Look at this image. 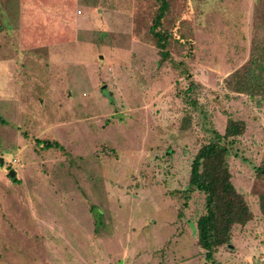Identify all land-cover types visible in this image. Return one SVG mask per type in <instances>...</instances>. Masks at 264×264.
<instances>
[{"label":"rangeland","instance_id":"374dc122","mask_svg":"<svg viewBox=\"0 0 264 264\" xmlns=\"http://www.w3.org/2000/svg\"><path fill=\"white\" fill-rule=\"evenodd\" d=\"M167 1L176 67L148 34L156 0H0V264H209L187 178L228 118L251 220L212 264H264V0Z\"/></svg>","mask_w":264,"mask_h":264},{"label":"trees","instance_id":"16d2710c","mask_svg":"<svg viewBox=\"0 0 264 264\" xmlns=\"http://www.w3.org/2000/svg\"><path fill=\"white\" fill-rule=\"evenodd\" d=\"M156 10L148 27V34L157 50L158 63L176 64L170 57L167 46L170 41L176 40L164 30H161V21L168 11L167 0H156ZM248 76V74H246ZM195 84L189 81L183 90L189 106H195L190 95ZM2 121L0 120V123ZM244 132V123L240 120L227 119L222 134L212 133V139L201 144L196 150L190 163L187 189L203 195V213L195 221L196 245L203 252L205 262L212 264L215 250L228 244L233 226H244L251 220V213L231 182L226 156L235 143V138ZM34 144L40 149L59 150L61 146L54 141H39ZM256 178L264 181V166L254 168ZM257 207L264 218V190L257 197Z\"/></svg>","mask_w":264,"mask_h":264},{"label":"water","instance_id":"95a60500","mask_svg":"<svg viewBox=\"0 0 264 264\" xmlns=\"http://www.w3.org/2000/svg\"><path fill=\"white\" fill-rule=\"evenodd\" d=\"M0 161H1V160H0ZM8 176H9V178H12V177H13V172L10 171V172L8 173Z\"/></svg>","mask_w":264,"mask_h":264}]
</instances>
